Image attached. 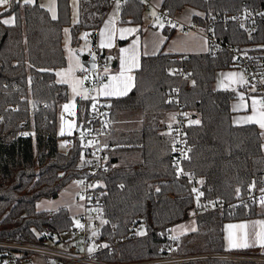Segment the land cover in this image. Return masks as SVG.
<instances>
[{
	"label": "trees",
	"instance_id": "obj_1",
	"mask_svg": "<svg viewBox=\"0 0 264 264\" xmlns=\"http://www.w3.org/2000/svg\"><path fill=\"white\" fill-rule=\"evenodd\" d=\"M56 6L55 18L38 2L11 0L0 12V239L47 244L55 238L60 241L62 233H72L75 224L66 207L39 210L37 203L56 198L75 180L92 177L87 170L92 153L76 138L77 129L70 137V147L59 149V113L69 95L67 86L55 80V71L66 64L65 28L72 47L78 45L83 31L94 40L110 0H78L75 23L69 0H57ZM120 6L121 23L142 24V0H124ZM162 6L170 17L185 7L200 11L203 16L194 15L193 22L203 27L210 19L219 18L212 32L229 49H219L216 55L158 52L142 56L132 89L125 95L102 99L107 102V143L113 149L108 152L110 171L99 175L107 190L100 205L101 227L97 230L88 224L86 232L99 231L97 241L112 245L130 237L134 232L131 226L138 225L140 231L144 224L147 227L137 239L98 253L106 262L159 258L168 231L166 226L153 228L151 211H158L161 194L165 197L175 182L182 184L183 198L187 197L189 185L174 164L173 137L165 122L166 113L176 108L175 101L191 119L199 121L188 122L184 128L188 158L183 168L192 173L194 184L199 181L196 206L204 207L210 200L234 201L249 192L253 181L264 185L261 129L253 123L233 124L231 102L236 92L214 87L218 71L238 66L231 50L264 57L263 21L258 19L255 31L249 34L231 18L264 13V0H163ZM8 15L13 17L12 24L2 21ZM225 15L230 18L224 20ZM162 30L168 39L174 28L164 26ZM179 69L184 71L181 82ZM92 103L75 98L78 124L88 119ZM134 111L141 114L142 125L117 129L119 118ZM154 193L159 195L158 202L152 199ZM253 203L230 213L215 211L199 216L193 231L172 237L174 254L224 252L223 223L252 215ZM178 264L252 263L207 259Z\"/></svg>",
	"mask_w": 264,
	"mask_h": 264
},
{
	"label": "built area",
	"instance_id": "obj_2",
	"mask_svg": "<svg viewBox=\"0 0 264 264\" xmlns=\"http://www.w3.org/2000/svg\"><path fill=\"white\" fill-rule=\"evenodd\" d=\"M119 5L124 3V0H116ZM160 16L163 19L171 18L165 8L161 6L158 9ZM230 16L225 15V19H229ZM235 20L245 32L251 34L255 31L257 26V20L261 19L264 23V13L260 12L256 15L252 14H239L231 17ZM219 20V18H213L206 24V38L208 41V53L216 55L219 49H229L227 45L217 40L212 32L213 25ZM175 27L182 30H196L199 25L196 22L191 24H179L176 23ZM235 59V64L242 68L245 76V83L242 86V90L247 92L248 88L255 90L256 95L260 97L261 106L264 110V57L255 56L252 53H241L231 50ZM108 55L105 52L99 54V61H97V69H102L106 65ZM177 73L184 75V71L179 69ZM77 76L83 78V86L90 88L92 84V78H99L97 76L86 75L85 71H78ZM98 81V80H97ZM107 102L102 99H96L93 101L88 119L84 124H78L75 116H69L64 110H61L59 115L74 121L76 129L80 126L81 131L76 133V138H79L81 143L86 147V150L91 154L90 164H88V171L91 173L90 178L79 179L82 186L83 205L84 211L79 216L82 221L83 227L72 230L74 236L81 235L84 244L88 241H97L98 232L94 233L90 237L87 236L86 225L90 224L95 229L101 227L102 212L101 201L106 195L107 190L104 188L103 182L99 179V175H106L110 168L107 165L108 152L113 149L112 145L105 141V136L109 131L107 121ZM176 108L173 110L172 120L170 122L169 131L172 134V152L174 158V164L179 170L181 176L186 177L189 187L194 185V179L192 173L185 172L183 168V162L188 158V147L185 143L184 128L186 126L188 114L182 110V104L175 101ZM42 108L46 107V104L40 105ZM94 106V107H93ZM175 117V119H173ZM68 138V147L71 145ZM264 159V155H263ZM264 185H259L256 181H253L249 192L245 196H238L234 201L226 202L224 200H210L204 207L193 206V212L189 215V219L195 220L203 214L210 212H233L236 208L247 204L249 202L262 201L264 198ZM195 194H193L194 197ZM92 208L90 212L88 209ZM130 228L134 229V232L130 237L125 239H119L112 245L103 243V246L92 253H86L85 250L77 248L75 245L66 243L64 247H60L58 244H33L22 241H12L6 239H0V264H178L188 261L207 260V259H219L232 262H249L252 264H264V255L249 254L243 252H219V253H202L194 255H175L174 248L176 243L172 237L168 234L165 237V243L161 246L160 257L156 259L134 262V263H112L99 259L98 253L105 249H112L116 245L128 241L134 240L141 236L140 227L133 225ZM88 237V238H87ZM107 245V247H105ZM36 259H40L38 262Z\"/></svg>",
	"mask_w": 264,
	"mask_h": 264
},
{
	"label": "crops",
	"instance_id": "obj_3",
	"mask_svg": "<svg viewBox=\"0 0 264 264\" xmlns=\"http://www.w3.org/2000/svg\"><path fill=\"white\" fill-rule=\"evenodd\" d=\"M142 1L146 3V6L143 12V21L141 25L121 23V6L116 0H110V7L96 30L94 40L90 37L88 31H83L80 34V40L77 46L72 47L70 45V36L67 43H63L66 64L64 67L55 71V80L67 86L68 95L70 98L74 99V101L76 97L95 101L96 99H106L127 94L133 87L134 73L139 68L142 56H151L158 52L179 55H199L208 53V41L205 34V27L199 25L198 29L188 31L175 27L176 23L191 24L194 15L203 16V13L193 8L185 7L181 11L175 13L171 18H168L170 22H172L168 25L167 20L163 19L158 12V9L162 6L163 0ZM36 2L39 3L40 0H36ZM5 8L7 7L4 6L1 10ZM72 12H74V10ZM77 19L78 4L76 16L74 13H71L72 22L75 23ZM164 26L169 27V29L174 28L173 33L168 39L162 30ZM64 32H68L69 35L68 28H65ZM77 51L90 54L96 61H99V54L101 52H105L108 55L105 67L102 69H95L102 71V80L99 81V79H97V83L91 84L90 88H85L83 86V78L78 77L77 72L82 70L85 71L87 75L89 71L93 70H87L83 66L80 57L77 55ZM220 71L225 74L223 70ZM57 73H61L62 75H57ZM93 75L95 76L94 73ZM78 80L82 81V83L77 84L76 82ZM125 85L128 86L127 91H124ZM73 86L77 88V91L80 93L79 95L73 92ZM105 86H107V88H105ZM218 89L235 91V84L232 88L219 86ZM103 91L112 92L113 94L104 95L102 94ZM245 94V98L240 99L236 97L231 102V119L233 124L243 125L253 123L261 130H264V128H261L259 123L256 122L260 118L259 113L264 112L260 98L253 93L247 95V92H245ZM85 96H87V98H85ZM253 100L257 101L255 105L256 112H253ZM250 116L254 117L252 121L247 119ZM107 135L105 136L106 142L108 140ZM181 186L182 184L180 182H175L174 185L168 187L167 191H170L171 188L176 189L178 187L182 190ZM65 189L63 190L64 192L61 191L65 198L60 205L66 206L71 216L79 217L84 211V205L81 202H75L74 199L77 198L76 193L78 190L80 191V187L73 190ZM55 199L56 198L41 200L37 203V208L39 210H52L53 208H39L38 204L44 202L43 207H47L48 205L52 207L51 204L53 205ZM68 204L71 206L68 207ZM251 212L253 214L250 216L231 219L223 223L221 238L224 252L232 251L264 255V203H261V201L253 203ZM187 215L188 217L181 221L166 225L165 229L169 231L170 227L175 228L178 226L179 234L177 236L193 231L195 229V223L193 224V228L190 227L186 229V227H184L186 222H194V220L189 219V214ZM241 225H245L246 227H240ZM36 260L41 262L40 259Z\"/></svg>",
	"mask_w": 264,
	"mask_h": 264
},
{
	"label": "rangeland",
	"instance_id": "obj_4",
	"mask_svg": "<svg viewBox=\"0 0 264 264\" xmlns=\"http://www.w3.org/2000/svg\"><path fill=\"white\" fill-rule=\"evenodd\" d=\"M16 1H19L20 3H24L23 0H16ZM56 1L57 0H40L39 3L49 11V13L52 17H55V15H56L55 10L57 7ZM10 2H11V0H9V3L7 5H4V6L8 8L10 5ZM35 2H36V0H34V3ZM69 4H70V8H71V13H74L76 16L78 0H69ZM4 6H0V10L3 9ZM145 6H146V3H145ZM73 10H74V12H72ZM1 11H3V10H1ZM6 19L12 20V15L5 16L4 18H2V21L6 20ZM158 19L161 20L160 18H158ZM166 20H167L168 25H170L172 23V22H170L169 19H166ZM68 39H69L68 32H64L63 43L66 44ZM223 71L225 74H223V72H221V71L216 73V80L214 83V87L219 88V86H227L228 88H232L235 84V92L237 94V97H239L240 99H241V97L245 98L246 94L242 90V86L245 83V76H244V72H243L242 68L239 66H235L233 68L224 69ZM101 72L102 71L93 70V71H89V74H90V76H92L93 73L95 74V76H97V74H99L98 79L100 81V80H102ZM230 74H236V75L230 76ZM241 77H242V80H241ZM181 79H182V77L179 79V82L182 81ZM92 84H93V81H92ZM251 93H253L254 95L256 94L254 89L248 88L247 89V95H250ZM65 105H68L67 109H65V107H64ZM75 107H76L75 101H74V99H72L70 97H68L67 101H65L61 105V109L64 110L69 116H75L76 115ZM172 114H173V110L166 113L165 122L168 124V128H169L170 122L172 120ZM141 120H142V116L138 111L125 113L121 116V118H119V123L117 124V129L119 126L122 127L124 130L134 129V128L140 127L142 125ZM194 120L196 121L197 119L196 118L191 119L189 114H188L187 122L194 121ZM160 122H161V120H160ZM75 130H76V126H75L74 121H69L68 119H66L64 117L59 116V120H58L59 143L58 144H59V149L61 151H66V148L68 147L67 140H68V138H70L71 136H73L75 134ZM261 131L264 135V130H261ZM195 183L196 184L191 185L190 187L187 188V190H186L187 197H185V198H183L184 192L181 191V189H179V187L176 189L171 188V190H170L171 192L168 191L165 194V197H163L162 196L163 194H161V200L160 201H159V195L155 194L156 193V191H155L152 199L154 201L156 200V202L159 201L158 202L159 204H157V206H156V207H159L157 209L159 212L156 210L151 211V213L152 212H154V213L150 216L149 221H150V223H152L153 228L158 229V228H162V227L169 225V224H174L178 221H181V220L187 218L188 215H186V213H188L190 215L193 212V206L195 203H197V199H198V195H199V192H198L199 181H195ZM79 187H80V191L79 190L77 191V193H76L77 198L74 199V201L79 202V203L80 202L83 203L82 186H81V183L79 180L73 181L72 184L71 185L69 184L65 190H70V189L73 190V189L79 188ZM193 194H195L194 197H193ZM64 198H65L64 194L60 193L56 197L55 201L53 202V205L51 204L52 207H49V205L47 207H43L44 202H40L38 204V207L39 208H46V209H50V208L55 209V208L61 206L60 203L64 201ZM69 206H71V205L68 204V207ZM91 210H92V208H89L88 212H90ZM72 218H73V221H74L76 228H82L83 227L82 221L79 219L78 216L72 215ZM193 224H194V222L188 221V222H186V225L184 227H186V229L190 228V227L193 228ZM146 228L147 227L144 224L140 233H145L147 231ZM87 234L89 237L91 235H94V230L88 229ZM168 234L171 237L177 236L179 234V227L178 226H176L175 228L170 227ZM141 235H143V234H141ZM53 243L58 244L60 247H64V245L66 243H69V244L75 245L77 248H79L81 250H85L86 253H92V252L98 250L100 247L103 246L102 241H91V242L88 241L84 244L83 240L80 237H78V236L74 237L72 233H62L60 235V241L57 242V238H55L53 240ZM90 249H91V251H90Z\"/></svg>",
	"mask_w": 264,
	"mask_h": 264
},
{
	"label": "snow or ice",
	"instance_id": "obj_5",
	"mask_svg": "<svg viewBox=\"0 0 264 264\" xmlns=\"http://www.w3.org/2000/svg\"><path fill=\"white\" fill-rule=\"evenodd\" d=\"M23 2L25 3V4H31V3H34V0H23ZM9 3V0H0V6H4V5H7ZM53 18H55V17H53ZM3 23H5V24H10V23H12V20H4L3 21ZM123 51V50H122ZM57 75H62L61 73H57ZM236 74H230V76H235ZM241 80H242V77H241ZM77 84H81L82 83V81H77L76 82ZM127 85H125V89H124V91H127ZM105 88H107V86H105ZM73 92L74 93H76L77 95H79L80 93L77 91V88L75 87V86H73ZM102 94H104V95H112L113 93L112 92H108V91H103L102 92ZM85 98H87V96H85ZM241 99H243V97H241ZM252 103H253V112H256L257 110H256V108H255V105H256V103H257V101L256 100H253L252 101ZM65 107V109H67L68 108V105H65L64 106ZM94 107V106H93ZM259 116H260V118H259V120H257L256 122L257 123H259V126L261 127V128H264V112H261V113H259ZM173 119H175V117H173ZM249 121H252L253 119H254V117L253 116H250V117H248L247 118ZM190 123H195V124H198L199 123V121H190ZM195 191V190H194ZM262 191H264V190H262ZM200 195H203L202 193H200ZM261 203H264V199H262V201H261ZM104 223H107V221H104ZM231 227V226H230ZM240 227H246L245 225H241ZM141 234H143V233H141ZM246 246V245H245ZM105 247H107V245H105ZM90 251H91V249H90Z\"/></svg>",
	"mask_w": 264,
	"mask_h": 264
},
{
	"label": "water",
	"instance_id": "obj_6",
	"mask_svg": "<svg viewBox=\"0 0 264 264\" xmlns=\"http://www.w3.org/2000/svg\"><path fill=\"white\" fill-rule=\"evenodd\" d=\"M77 55L80 57L81 59V63L83 64V66L87 69V70H95L96 66H97V61L95 59H93L90 54L88 53H84L82 51H77ZM96 78H93V84H96ZM81 131V127L79 126L77 128V132Z\"/></svg>",
	"mask_w": 264,
	"mask_h": 264
}]
</instances>
